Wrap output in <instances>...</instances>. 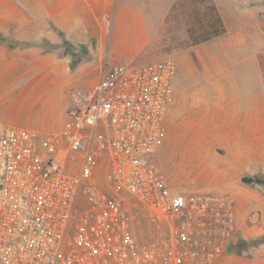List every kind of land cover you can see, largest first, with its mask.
Wrapping results in <instances>:
<instances>
[{"label":"built area","instance_id":"obj_1","mask_svg":"<svg viewBox=\"0 0 264 264\" xmlns=\"http://www.w3.org/2000/svg\"><path fill=\"white\" fill-rule=\"evenodd\" d=\"M177 71L173 55L106 61L60 129L0 118V264H215L223 257L240 232L237 197L176 190L154 159ZM128 198L157 235H138Z\"/></svg>","mask_w":264,"mask_h":264},{"label":"rangeland","instance_id":"obj_2","mask_svg":"<svg viewBox=\"0 0 264 264\" xmlns=\"http://www.w3.org/2000/svg\"><path fill=\"white\" fill-rule=\"evenodd\" d=\"M163 1L150 6L149 0H0V113L9 114L21 98L20 125L42 131L60 129L67 107L90 91L108 61L105 43L114 13L123 5H148L158 12L164 8ZM218 16L214 0H177L153 39L159 58L173 54L178 63L177 98L166 115L164 142L154 159L176 190L231 192L239 206L242 198L255 202L252 196L264 192L263 183L243 181L244 176L264 180V118L258 120L262 128L257 148L241 153L235 141L238 135L226 133V124L217 113L211 121L204 104L193 101L203 82L197 47L210 33L225 30ZM212 37L211 44L218 46V38ZM13 62L28 65L11 67L3 74L10 67L7 63ZM16 72H24L27 79L17 78ZM68 168L72 171L70 163ZM128 201L136 214L138 235L143 240L157 235L137 203ZM245 207L246 216L258 212L252 224L264 227L261 209L251 204ZM240 221L239 236L248 242L241 254L254 257L264 243V233L250 236ZM235 254L226 252L215 264H240Z\"/></svg>","mask_w":264,"mask_h":264},{"label":"crops","instance_id":"obj_3","mask_svg":"<svg viewBox=\"0 0 264 264\" xmlns=\"http://www.w3.org/2000/svg\"><path fill=\"white\" fill-rule=\"evenodd\" d=\"M155 1L149 0L148 3L152 6ZM176 1H163L161 4L164 8L158 12L155 8H148V5L121 6L114 13L110 35L105 43L108 61L143 63L162 59L154 51L152 42ZM214 1L219 12L218 19L223 22L225 30L210 33L203 45L197 47L203 66V82L200 95H196L197 97L193 101L204 104L203 107L211 121L216 117L215 113L218 114V119H223L227 128L226 133L238 135L235 141L243 153L246 149L257 148L259 128H262L259 127L258 120L264 118V63L262 61L264 54V0ZM64 5L66 4L64 3ZM213 35L219 40L218 46L211 44L214 39ZM7 65V71L3 74H8L11 67L16 70L19 65L28 64L13 62L7 63ZM26 69L24 67L22 70L26 71ZM16 75L22 80L28 77L24 72H16ZM177 76L178 71L174 81L176 98ZM21 100V98L16 100V104L9 114L0 113V117L8 122L19 124L18 104ZM252 197L256 198L255 202L253 199L243 200L242 198L239 206L237 205L238 214H240L239 226H241L240 220L242 219L243 223L245 222L243 224L244 231L248 232L250 236H263L264 227L252 224V221L258 220V212L246 216L245 205L256 206L261 209L264 215V192H257ZM246 217L250 221L249 225L245 221ZM247 234L244 235L245 238L248 236ZM257 250L258 253L254 257L246 258L243 254L235 255L240 258V264H264V243Z\"/></svg>","mask_w":264,"mask_h":264},{"label":"trees","instance_id":"obj_4","mask_svg":"<svg viewBox=\"0 0 264 264\" xmlns=\"http://www.w3.org/2000/svg\"><path fill=\"white\" fill-rule=\"evenodd\" d=\"M243 181L247 182V183H251V182H259V183H263L264 184V180L261 179V178H258V177H248V176H244L243 177ZM241 239H243L241 236H238V238L231 242L227 249H226V252L227 253H237V254H241V252L246 248V241H242ZM243 242V243H242ZM264 242V241H263ZM237 249V250H236ZM225 252V253H226Z\"/></svg>","mask_w":264,"mask_h":264}]
</instances>
